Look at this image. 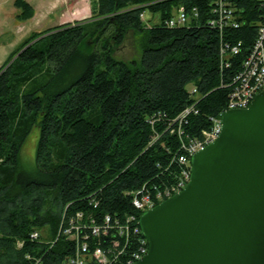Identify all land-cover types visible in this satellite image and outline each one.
<instances>
[{
    "label": "trees",
    "instance_id": "trees-1",
    "mask_svg": "<svg viewBox=\"0 0 264 264\" xmlns=\"http://www.w3.org/2000/svg\"><path fill=\"white\" fill-rule=\"evenodd\" d=\"M213 1L91 0L90 19L34 33L1 68L0 264H62L74 246L51 242L65 212L67 223L82 212L125 225L137 213L133 192L174 185L183 154L177 118L194 107L182 128L195 139L227 109L263 20L260 0H233L242 25L213 28ZM15 6L21 21L34 17L26 0ZM179 7L197 8L198 18L167 27ZM129 32L140 57L126 62L115 49ZM34 128L26 170L21 152ZM114 227L115 238L100 245L132 252L133 232L126 243ZM34 231L43 241H31Z\"/></svg>",
    "mask_w": 264,
    "mask_h": 264
},
{
    "label": "water",
    "instance_id": "water-1",
    "mask_svg": "<svg viewBox=\"0 0 264 264\" xmlns=\"http://www.w3.org/2000/svg\"><path fill=\"white\" fill-rule=\"evenodd\" d=\"M190 164L189 184L141 215L149 250L136 264H264V93L225 112Z\"/></svg>",
    "mask_w": 264,
    "mask_h": 264
},
{
    "label": "built area",
    "instance_id": "built-area-1",
    "mask_svg": "<svg viewBox=\"0 0 264 264\" xmlns=\"http://www.w3.org/2000/svg\"><path fill=\"white\" fill-rule=\"evenodd\" d=\"M260 10L263 13V20L259 25L257 38L253 45L252 51L244 61V74L241 77L239 85L231 94V100L227 109L217 117H210V126L202 132L200 138H187L185 136L182 123L186 118L194 112V107L185 109L177 118L179 123L178 137L182 141L183 154L178 156V163L181 167V173L174 185L164 190V192H155L153 195L136 191L132 193L133 204L137 213L126 218L125 225H121L118 219L111 220L109 215H105L104 219H98L93 215H85L82 212L69 219L67 223L66 212L63 214L62 221L56 239L51 242L54 245L60 238L66 239L72 243L73 252L65 257L62 264H136L141 261L148 253V241L142 234L140 226V217L142 212L153 209L159 203L179 194L191 180V159L192 157L204 151L209 145L214 143L222 132V116L230 110H244L249 108L254 98L264 93V0H260ZM212 17L208 21V25L213 28H239L242 24L238 20L235 4L233 0H214L211 7ZM197 8L189 11L185 7H179L175 15L165 22L170 28L189 27L198 18ZM144 23L147 22L146 15L141 16ZM232 54L237 55L239 49L233 47ZM225 50H222L223 54ZM224 60L222 59V65ZM197 91L191 89L190 94L193 95ZM178 189V190H177ZM177 191V192H176ZM141 212V213H140ZM117 226L118 235L125 239L127 243L131 235V231L137 238V244L131 251L125 248L117 251L108 246H101L102 238H115L114 231ZM41 234L34 231L30 235L31 241H43ZM46 244L49 242L44 241ZM22 246V243H19ZM30 258V257H29ZM40 261L37 262V264Z\"/></svg>",
    "mask_w": 264,
    "mask_h": 264
},
{
    "label": "rangeland",
    "instance_id": "rangeland-1",
    "mask_svg": "<svg viewBox=\"0 0 264 264\" xmlns=\"http://www.w3.org/2000/svg\"><path fill=\"white\" fill-rule=\"evenodd\" d=\"M15 1L0 0V70L34 33L87 20L92 16L91 0H26L34 8L35 15L30 20L21 21L19 16L22 10L15 6ZM146 19L152 21L150 25L159 24L156 17L146 15ZM115 50V57L122 61L128 62L140 57L133 32H129L124 43ZM38 138L39 129L34 128L22 149L21 160L26 170L34 166Z\"/></svg>",
    "mask_w": 264,
    "mask_h": 264
}]
</instances>
